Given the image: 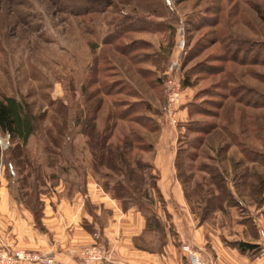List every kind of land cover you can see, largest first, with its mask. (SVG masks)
Wrapping results in <instances>:
<instances>
[{
    "label": "rangeland",
    "instance_id": "obj_1",
    "mask_svg": "<svg viewBox=\"0 0 264 264\" xmlns=\"http://www.w3.org/2000/svg\"><path fill=\"white\" fill-rule=\"evenodd\" d=\"M175 58L180 85L186 80L187 86L171 123L160 76ZM4 96L34 117L27 145L52 147L53 138L59 146H76L75 158L67 157L76 163L69 173L76 184L89 172L82 152L87 141L79 123H70L93 115L94 132L110 128L112 146L130 130L151 147L170 133L174 175L197 222L231 235V213L216 211L225 204L245 228L244 240L255 233L258 217L264 223V0H0V101ZM16 145L21 142L9 137L0 153V182L7 186L13 183L9 151ZM146 153L133 155L149 164ZM17 167V180L26 178L8 186L12 194H32L49 174L31 158ZM29 200L25 204L34 206ZM161 232L145 235L149 249ZM94 238L100 264H110ZM193 250L204 264H218ZM251 255L264 256V250Z\"/></svg>",
    "mask_w": 264,
    "mask_h": 264
},
{
    "label": "crops",
    "instance_id": "obj_2",
    "mask_svg": "<svg viewBox=\"0 0 264 264\" xmlns=\"http://www.w3.org/2000/svg\"><path fill=\"white\" fill-rule=\"evenodd\" d=\"M24 148L33 154L28 157L34 160L35 147ZM149 154L147 162L156 177L155 186L160 195L158 200L153 193L151 210L162 229L160 241L152 244L155 249H149L152 247L144 242L142 215L132 208L122 210L100 189L89 172L83 174L82 183L79 180L76 184L73 177L71 188L67 186L71 180L63 176L57 174L53 179L43 176L38 183L40 191L33 194L36 203L32 207L25 204L29 194H12L8 186L17 183L7 186L2 179L0 245L39 253L53 264H75L76 259L70 252L94 243L96 235L99 244L109 253L110 264H185L179 252V245L183 243L200 250L203 257L211 256L218 264H264L263 255L249 257L229 245L246 242L264 250V223L260 217L254 224L255 233L246 240L242 235L245 228L234 221L232 209L225 204L216 211L231 213V235H225L222 228L197 222L174 175L176 149L170 133L163 143L152 145L151 151L144 155ZM69 164L76 169V163ZM32 212L38 214L36 221Z\"/></svg>",
    "mask_w": 264,
    "mask_h": 264
},
{
    "label": "trees",
    "instance_id": "obj_3",
    "mask_svg": "<svg viewBox=\"0 0 264 264\" xmlns=\"http://www.w3.org/2000/svg\"><path fill=\"white\" fill-rule=\"evenodd\" d=\"M162 78L163 75L161 74L160 82ZM181 86H187V81L183 80ZM92 120L93 115L88 118L85 116L82 117V119L76 118L75 121L71 123L68 122L72 126L79 123L80 132H77L87 141L84 146H82V152L85 154L84 158L88 159V162H85L87 170L95 179L100 189L120 203L122 210L132 208L142 215L145 221L143 234L158 232V230H161L160 224L155 215L149 212L154 203L153 193L156 198L160 200V195L155 186L156 177L149 164L142 163L133 155V152L145 153L151 151V145L145 143L138 133L130 130L127 136H122V138L112 146L108 144V140L111 137V129L105 126L101 133H96L94 132ZM34 128V117L26 110L24 104L14 97L4 96L0 101V130L6 131L11 139H18L21 142V145H16L12 151H9L7 170L8 181L18 183L20 181L23 182L26 178L17 180V174H19L17 170L19 168L17 167L18 164L23 166L29 161L28 155L30 153L24 148L25 146L35 147L34 160L32 161L35 163L36 167H38V171L42 166L48 171V177L50 179H53L58 174L59 176H63L66 180H69V173L75 171V169L69 164L70 162L67 157L72 156V153H77L76 146H70L65 143L63 146H59L58 144H54L55 140L53 138H49V143L53 145L52 147L46 146L45 144L27 145L28 139L35 130ZM64 136H66L65 138L68 142L69 133H64ZM21 156H23V159L17 162ZM148 171L152 174L148 173L146 175L145 173ZM146 176L147 178L145 180L144 177ZM42 177L43 176L40 178ZM135 178H138V181H136ZM67 186L70 188L72 187V180L68 182ZM38 187L40 186H37L36 189ZM36 189L33 188L32 194H29L30 199L31 197L33 198V194L37 193L38 190ZM29 198L25 201H31ZM140 200H142L143 203H141ZM34 203L36 202L34 201ZM34 214L36 221L38 214L36 212ZM229 245L240 254L249 257H254L255 255L251 254L258 249L257 245L245 242H235Z\"/></svg>",
    "mask_w": 264,
    "mask_h": 264
},
{
    "label": "built area",
    "instance_id": "obj_4",
    "mask_svg": "<svg viewBox=\"0 0 264 264\" xmlns=\"http://www.w3.org/2000/svg\"><path fill=\"white\" fill-rule=\"evenodd\" d=\"M179 53L183 51L184 42L179 40L176 44ZM179 64L177 59H170L163 70V92L165 95L164 114L169 117L171 123L175 122V113L180 102L182 88L177 76ZM9 134L6 131L0 132V153L8 148ZM4 164L0 161V177ZM179 251L186 264H204L200 255L189 245L181 244ZM76 259V264H100L103 260V253L94 243L70 252ZM0 264H53L52 260L39 253L12 250L9 247L0 245Z\"/></svg>",
    "mask_w": 264,
    "mask_h": 264
}]
</instances>
